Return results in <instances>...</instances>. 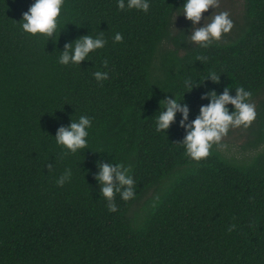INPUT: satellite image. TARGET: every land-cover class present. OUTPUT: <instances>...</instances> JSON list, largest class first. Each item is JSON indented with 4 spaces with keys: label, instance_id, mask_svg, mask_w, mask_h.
<instances>
[{
    "label": "trees",
    "instance_id": "trees-1",
    "mask_svg": "<svg viewBox=\"0 0 264 264\" xmlns=\"http://www.w3.org/2000/svg\"><path fill=\"white\" fill-rule=\"evenodd\" d=\"M32 3L0 0V264H264V151L238 164L214 143L197 161L182 144L180 111L167 130L155 127L161 100L183 98L188 125L207 93L243 86L258 100L246 146L264 143V0H245L234 36L207 46L190 41L186 17L172 32L183 0H150L148 12L64 0L53 37L22 30ZM88 34L104 47L79 65L59 63ZM96 70L108 79L97 82ZM80 115L92 121L88 144L72 153L54 137ZM111 162L128 165L135 182L132 198L115 194L116 211L96 179ZM152 190L138 217L133 206Z\"/></svg>",
    "mask_w": 264,
    "mask_h": 264
},
{
    "label": "clouds",
    "instance_id": "clouds-1",
    "mask_svg": "<svg viewBox=\"0 0 264 264\" xmlns=\"http://www.w3.org/2000/svg\"><path fill=\"white\" fill-rule=\"evenodd\" d=\"M116 3L120 10L135 9L148 12L150 8V0H116ZM63 4L64 0H33L20 21L22 30L32 35L44 34L47 37H53L57 31L58 17ZM218 6L219 0H183L182 6L177 8L179 15H184L192 22L193 29L189 36L192 43L207 46L213 40H220L233 28L234 22L227 11H213L209 16L203 17L202 26L196 27L204 12L209 8L216 9ZM113 39L119 42L123 36L120 32H116ZM105 43L102 35L88 34L79 37L65 45L64 51L60 52L59 63L79 65L81 61L90 58L91 52L103 48ZM104 64L107 67V61H104ZM93 76L97 82H100L108 79L109 73L96 70ZM207 78L218 81L219 76L212 72ZM190 83H193L191 77L184 80L187 87H190ZM231 90L230 86H226L222 94H217L215 91L207 93L209 103L201 106L200 114L188 125L183 124L188 117L187 106H181L183 98L173 95L174 98L161 100V110L155 116L156 130H167L176 112L180 111L183 116L181 124L186 127V136L182 142L186 154L197 161L207 157L212 145L218 143L230 127H247L256 116L255 105L250 102L251 91L239 86L235 88L233 96L229 94ZM229 104L233 106L232 111H229L227 107ZM91 123V118L87 115L71 119L67 127L62 126L58 129L54 137L56 143L72 153L85 148L88 144L87 137ZM70 177L71 170L66 169L57 183L62 185ZM96 179L100 184L101 196L108 201L110 211H116L114 202L116 193H120L123 200H128L135 195V182L130 167L124 163L100 164Z\"/></svg>",
    "mask_w": 264,
    "mask_h": 264
},
{
    "label": "rangeland",
    "instance_id": "rangeland-1",
    "mask_svg": "<svg viewBox=\"0 0 264 264\" xmlns=\"http://www.w3.org/2000/svg\"><path fill=\"white\" fill-rule=\"evenodd\" d=\"M213 11H227L233 20V28L229 31V33L224 34L219 41L229 40L232 36H234V32L238 25L243 22L245 0H219V6L216 9L209 8L206 12H204L200 23L197 24L196 27L202 26L204 23L203 17L209 16ZM184 19V15H177L175 17L172 32L177 31V29L184 23ZM168 48L173 50L175 47L171 43L168 45ZM157 65L159 66V58ZM257 103L258 100L253 102L255 108ZM248 140L249 131L246 127H230L227 133L222 136L221 140L218 143H215V149L228 160L238 164H249L257 154L264 151V143L257 148H250L246 146ZM157 195L158 192L152 190L147 197L136 203L132 208L134 214L138 217H144L147 214V211L144 210V208H149L148 202L153 200Z\"/></svg>",
    "mask_w": 264,
    "mask_h": 264
}]
</instances>
